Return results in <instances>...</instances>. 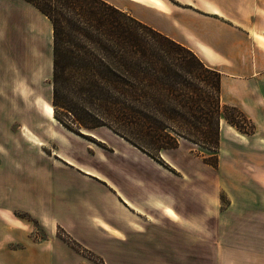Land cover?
Segmentation results:
<instances>
[{
	"label": "rangeland",
	"instance_id": "rangeland-1",
	"mask_svg": "<svg viewBox=\"0 0 264 264\" xmlns=\"http://www.w3.org/2000/svg\"><path fill=\"white\" fill-rule=\"evenodd\" d=\"M165 1L174 8H195L178 0ZM136 12L153 25L172 26V20L169 23L158 14L140 8ZM51 73L52 66L44 59L27 61L24 67L0 62V78L22 74L33 80L20 86V111L13 115L0 109V264H50L55 253L70 258L76 253L93 264H264V151L251 147L254 129L248 148L233 150L236 162L228 159L229 149L218 147L216 168L203 163L199 155L212 156L211 152L186 142L182 148L191 154L192 171L198 175V212L202 214V199L208 195L209 213L189 230L145 207L157 223L143 233V222L128 205L137 204L138 195L144 196L143 188L134 182L146 183L145 175L160 176L163 185L172 186L170 167L163 157V164L155 163L107 127L77 134L55 116L56 120L39 113L37 94L51 104ZM11 94L8 86L0 84L1 97ZM29 133L40 144L29 140ZM222 135L245 141L229 128ZM172 187L177 194L190 193L189 187L175 183ZM131 219L141 223L125 239V224ZM105 223L116 227L122 240L109 242L112 234L100 227ZM68 238L85 250L73 249L64 240ZM79 238L92 241L103 257ZM25 247L37 260L24 259L20 252ZM177 254H191L192 259L180 260ZM226 258L234 260L226 262Z\"/></svg>",
	"mask_w": 264,
	"mask_h": 264
},
{
	"label": "trees",
	"instance_id": "trees-1",
	"mask_svg": "<svg viewBox=\"0 0 264 264\" xmlns=\"http://www.w3.org/2000/svg\"><path fill=\"white\" fill-rule=\"evenodd\" d=\"M25 1L51 23L52 113L68 130L107 127L160 164L185 139L212 153L199 155L213 168L220 118L252 133L240 109L221 103L219 71L129 12L106 0Z\"/></svg>",
	"mask_w": 264,
	"mask_h": 264
},
{
	"label": "crops",
	"instance_id": "crops-1",
	"mask_svg": "<svg viewBox=\"0 0 264 264\" xmlns=\"http://www.w3.org/2000/svg\"><path fill=\"white\" fill-rule=\"evenodd\" d=\"M106 1L189 47L201 60L219 71L221 103L237 107L252 121L255 133H253V143L250 142L253 145L251 147L264 151V143H262L264 142V0H178L181 4L195 7L194 10L174 8L165 0ZM138 8L148 14H158L169 23L172 20V26L153 25L148 19L140 17L136 12ZM184 20H189V23H184ZM36 59H44L49 67L52 66V26L49 19L25 0H0V62L24 67L27 61ZM32 81L30 77L22 74L14 75L12 78H0V84L8 86L9 92L13 93L6 98L0 96L3 102L0 104V109L13 115L20 111L22 109L20 86L30 84ZM42 100L44 101V98ZM219 124V149H229L228 159L236 162L237 159L232 156L233 150L248 148L247 139L251 138L238 132L222 118ZM228 128L246 142L222 135ZM98 138L102 139L100 136ZM186 142L190 143L180 139L176 148L163 149L160 154L174 176L172 183L169 184L189 187L190 193H186L190 197L189 200L183 198L186 195L175 193L172 186L163 185L158 180L160 176L156 178L145 175L146 183L136 180L134 182L135 186L143 188L144 196L138 195V203L128 202V205L131 207V212L143 222L141 224L143 233L149 231L153 223H157L153 219L156 217L145 207L157 209L158 215L168 218L180 228L189 230L197 228L199 217L209 213L208 195H204L205 199H202L205 204L202 214L198 212V175L197 170L192 171L195 162L191 159V154L182 148L186 147ZM136 156L146 160L143 156ZM85 171L93 172L89 169ZM165 174L162 172V178H166ZM148 180L150 181L147 182ZM127 210L130 212L129 209ZM140 223L136 219L126 221V229L123 233L125 239L136 230L134 226ZM111 226L105 223L100 227L103 230L108 229L112 234L109 242L117 243L118 240H122L119 237L121 232ZM79 241L93 253L98 252L103 257V254L93 247L92 241L86 238H79ZM27 249L28 247H25L20 252L25 256L24 259L30 262L37 260L34 255L26 251ZM74 255L70 258L69 255L55 253L50 264H93L89 260L85 262L79 254ZM177 257L180 260L192 259L191 254H177ZM230 260V258L225 259L226 262Z\"/></svg>",
	"mask_w": 264,
	"mask_h": 264
},
{
	"label": "bare ground",
	"instance_id": "bare-ground-1",
	"mask_svg": "<svg viewBox=\"0 0 264 264\" xmlns=\"http://www.w3.org/2000/svg\"><path fill=\"white\" fill-rule=\"evenodd\" d=\"M41 98L43 99L42 95H40V94H37V95H36V98H35V101H36V104H37L36 108H37L42 114L46 115L47 117H49V118H53V115H52V106H51V104L47 103L46 101H43ZM53 119H54V118H53ZM48 128H49V127H48ZM48 128H47L46 130H47V133L50 134V133H51V130L48 129ZM31 133H32V132H31ZM31 133L27 134V138H28L29 140H31L32 142L38 144L39 141H38V140H33V139H32L33 134H31ZM39 144H40V143H39Z\"/></svg>",
	"mask_w": 264,
	"mask_h": 264
}]
</instances>
